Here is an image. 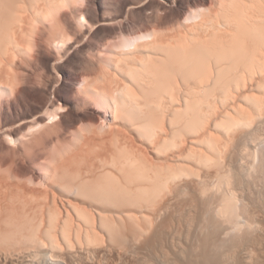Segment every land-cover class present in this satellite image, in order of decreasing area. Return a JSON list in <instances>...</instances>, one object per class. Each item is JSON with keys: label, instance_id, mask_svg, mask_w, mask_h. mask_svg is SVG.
Listing matches in <instances>:
<instances>
[{"label": "bare ground", "instance_id": "6f19581e", "mask_svg": "<svg viewBox=\"0 0 264 264\" xmlns=\"http://www.w3.org/2000/svg\"><path fill=\"white\" fill-rule=\"evenodd\" d=\"M77 1L60 0L38 10L32 7L36 0H11L15 9L0 12V92L28 79L26 60L33 52L36 67L49 75L45 85L55 95L49 101L65 104L49 118L41 100L38 107H27L16 126L5 120L4 130L18 134L33 120L50 122L58 141L66 142L78 123L107 121L103 132L91 128L75 148L57 154L41 186L18 180L26 172L16 138L5 140L17 146L14 154L0 143V166L16 165L15 178L0 174V264H261L263 244L249 235L256 218L247 200L239 206L238 189H250V182L249 188L240 186L242 178L264 152V0ZM71 16L80 18L84 32ZM49 19L64 26L60 35L71 37L59 36L65 46L60 61L50 47L57 41L48 47L52 54L44 45ZM129 23L141 31L130 47L124 44L132 36ZM117 31L127 39H118L124 47L112 38ZM107 38L119 49L110 52L112 42L100 70L98 56L99 61L82 53L96 50L90 45L94 40L97 46ZM96 74L100 82L92 83ZM81 75L88 77V88L75 86ZM29 83L11 89L14 105L37 91ZM96 97L104 100L100 109L88 104ZM54 142L46 140L30 160L41 161ZM260 143L263 149L257 150ZM250 157L254 165L245 168ZM240 211L250 226L244 236ZM219 215L228 218L237 232L227 227L231 237L242 236L239 240L227 242L229 235L223 242L221 229L228 223L220 229ZM208 220L213 230L220 229V241L215 231L218 239L205 234L197 251L183 246L181 239L193 237L195 222Z\"/></svg>", "mask_w": 264, "mask_h": 264}, {"label": "rangeland", "instance_id": "374dc122", "mask_svg": "<svg viewBox=\"0 0 264 264\" xmlns=\"http://www.w3.org/2000/svg\"><path fill=\"white\" fill-rule=\"evenodd\" d=\"M83 2V0H79V2L77 1V3H82ZM66 8H67V6H65ZM72 17V19L75 21V23H76V28L77 29H79V31L81 30V32L83 31H85L86 30V28H84L85 26H83V25H81V24H83V22L81 23V21H79L80 20V18H76L75 16V18L73 17V16H71ZM51 19H53V17L51 18ZM51 19H49V21L47 20V23H49V25L48 24H44L45 26H47L46 28H47V30H49L47 33L48 34H46L45 33V36H44V40H46V42H44V45H45V43H46V45H47V49L46 50H48V47L51 45V43H52V41L53 42H55V41H57V42H55V43H52V46H50L49 48L53 51H51L50 49V51L53 53H51L49 50H48V52H49V54L51 53L55 58H57V60L60 58V57H62V55H63V53L62 52H64V51H62V48L63 47H65L64 46V44H59L58 43V41L62 38V37H66V38H68V40H70L71 39V37H69L68 35L66 36V35H60V33L61 34H63L64 33V31H65V28H64V26L62 27V26H60L59 27V25H58V23L57 22H54V20L53 21H51ZM77 21H78V23H77ZM56 23V24H55ZM81 23V24H80ZM52 24V26H50ZM54 24V25H53ZM79 24V25H78ZM130 24V23H129ZM121 25V24H120ZM133 24H130L129 26H131L132 28H130V30H131V33H132V36H130V38H127V39H125V38H123V39H121L120 37V35H121V32L120 31H117L113 36H112V38L114 39V41L115 40H117V41H115V43L117 44L118 43V45L121 43L120 41L121 40H123V42L124 41H126V43L124 42V44H127L129 47L131 46V45H133L135 42H137V41H139V39H140V33H141V31L137 28V27H134L133 28V26H132ZM78 26H81L82 28H83V30H82V28H79ZM118 26H119V24H118ZM117 26V27H118ZM49 27V28H48ZM51 27V28H50ZM62 27V28H61ZM121 26H119L117 29L119 30V28H120ZM53 28V29H52ZM51 29V30H50ZM56 29V30H55ZM62 29V30H61ZM46 30V31H47ZM64 30V31H63ZM60 31V32H59ZM62 31V32H61ZM75 31H76V29H75ZM51 33V35H49L50 33ZM66 32V31H65ZM78 32V31H77ZM120 32V33H119ZM66 34V33H65ZM47 35L52 39H49V37H47ZM59 36H61V38L59 37ZM123 36V35H122ZM57 37H59V38H57ZM125 37V36H124ZM55 39V40H54ZM57 39V40H56ZM59 39V40H58ZM109 41H106V39L104 40V41H102L101 43H97V46H96V43L95 42H97V41H93V43L91 44L90 43V45H92L93 46V49L94 48H96V50L94 49V50H91L92 48L91 47H88L89 49H87L88 51H85V52H83L82 53V55L83 56H85V58L87 57V59H92L93 60V57L96 59L97 57H95V56H98L99 57V60H101V63H100V65L101 66H99V68H100V70H102L103 69V67H102V64L103 65H106V63H102V62H106V59L108 58V56H107V53H108V55H110L109 54V50H108V48H110L111 46L110 45H112V42L114 43V41H113V39H111L110 40V38H107ZM118 39H120V41L118 40ZM43 40V41H44ZM66 40V39H65ZM68 40H66V41H68ZM111 41V42H110ZM51 42V43H50ZM109 42V43H108ZM114 43V44H115ZM33 44V43H32ZM98 44H99V46H98ZM115 44V45H116ZM121 44H123V43H121ZM120 44V45H121ZM122 45L123 47L125 46V45ZM60 45H62V46H60ZM94 45H95V47H94ZM114 45V47H113V45H112V47H113V49H111L110 50V52H112L113 50H115L114 48H116V49H119V47L117 48L116 46ZM58 46H59V48H58ZM31 47L33 48V47H35V45H31L30 46V50L31 51H33V49H36V48H33V49H31ZM55 47V48H54ZM99 47V48H98ZM111 47V48H112ZM45 48H46V46H45ZM55 51H57V50H59V51H61V52H59V51H57V52H55ZM57 49V50H56ZM63 50H65V48L63 49ZM30 52V51H29ZM34 52H35V50H34ZM47 52V53H48ZM33 52H30V54H28V55H31V56H29L28 58L30 59L31 58V60H26V59H28V58H25V60H26V65H28L27 67H28V69H30L29 71L31 72V73H29V77H27L28 79H26L25 80V82H22V84L20 85H18V83H17V81L15 82V83H13V87L12 88H14V90H13V92L15 91V87H16V85H18L19 87H21L22 85H24L25 86V83H26V85L29 83V81H30V83H29V85L31 86V85H34V89H36L37 91L35 92V93H33V96L30 98V99H27L26 97L25 98H22L21 99V104H19V105H14V100H15V95L13 94V92H12V90L11 89H9V90H7V91H4V92H0V143H3V145L4 146H6V147H8L9 148V150H10V152L12 153V151H13V153L12 154H14V150L17 148V146L19 147H23V155H22V157H21V160L18 158V161L20 160V162H21V164H23L24 166H25V172H26V174H25V177L23 176H17V178H18V180L19 181H21V179H23L22 180V182L24 181H26L25 183H28V184H30L31 186L33 185V186H41V185H43L44 184V180H45V176L44 175H46L47 174V171H49L50 169H51V167L55 164V159H56V157H57V154H58V156L61 154H65L66 152V150H67V152H68V150H70V149H73V148H75L76 146H77V144H79V142H80V135L82 134V133H86V132H88L91 128H93V129H91V130H93V131H97V132H103V130H105V128H106V123H107V121H102V120H98L97 122H95V123H93V122H88V121H85V122H83V123H78L77 124V126H75V128H72V130H73V132H72V130H71V132H70V135H69V137H68V139H67V141L66 142H62V141H58V139L56 138V132H54L55 130L53 129L54 127V123L52 124V123H50V122H47V124H44V123H39V122H37V121H35V120H33V122L31 123V124H29V126L27 125L26 126V128L25 129H23V130H21L18 134H13V133H9V132H7V131H5L4 130V128H5V120H7L8 121V124L10 125V126H16V124L18 123V119L19 118H22V117H24V116H26V109H27V107H38V104H39V102L41 101V100H44L43 102L45 103H43V114L45 115V116H48L49 117V115L50 114H52V115H56V113L58 112H60L61 110H63L62 108H64V106H65V104L62 102H58L57 101V103H55V104H53V103H51L49 100L51 99V100H54V97H55V95L52 93V91H51V89L47 86V85H45V84H48L47 82H48V80H50L49 79V75H47L45 72H44V70L41 68V67H36V63L34 62V58H35V56H34V53L32 54ZM46 53V54H47ZM60 53V54H59ZM59 55H61L59 58H58V56ZM81 55V56H82ZM95 55V56H94ZM105 56H107V58L105 59ZM102 58V59H101ZM105 60H104V59ZM98 60V58H97V61H99ZM33 61V62H32ZM58 61H60V60H58ZM32 63V65H30ZM35 63V64H34ZM72 67H70V68H74L75 67V65H71ZM74 66V67H73ZM102 68V69H101ZM35 69V70H34ZM32 70H34V71H32ZM100 73V75L102 76V72L100 71V72H98V74ZM98 74H96L94 77H93V79L91 80V78H90V80L92 81V83H95V82H100L99 80L101 79L100 77V75H98ZM47 75V76H46ZM62 75V74H61ZM31 76V77H30ZM96 77V78H95ZM30 78V79H29ZM48 78V79H47ZM98 78H100L99 80H98ZM58 79V78H57ZM56 79V80H57ZM98 80V81H96V80ZM86 80L89 82V80H88V77L87 76H80L79 77V81H77V82H75V86L76 87H82L83 85L85 86L86 84H88V82H86ZM93 80H95V82L93 81ZM28 82V83H27ZM86 82V83H85ZM89 85V84H88ZM87 85V86H88ZM94 85L95 84H93V86H91L92 87V89L94 88ZM16 87L17 89L19 88V87ZM87 86H85V87H87ZM33 87V86H32ZM90 87V88H91ZM88 88V87H87ZM48 91H47V90ZM91 89V90H92ZM12 92V93H11ZM50 92V93H49ZM48 94V95H47ZM12 96H13V98H12ZM47 97L49 98V99H47ZM41 98V99H40ZM101 99V100H100ZM96 101H89V103L88 104H90L91 105V107H94V108H96V109H100L103 105V103H104V100H103V98H101V97H96V99H95ZM61 103V104H60ZM101 103V104H100ZM20 107V108H19ZM62 107V108H61ZM24 108V109H23ZM46 108V109H45ZM82 108V110L84 109H86V106H82L81 107ZM80 108V109H81ZM9 110V111H8ZM22 111V112H21ZM48 113H50V114H48ZM57 113V114H58ZM6 116H5V115ZM51 116V115H50ZM47 117V118H48ZM6 118V119H5ZM50 118V117H49ZM48 120V119H47ZM49 121V120H48ZM83 124V125H82ZM86 125V126H85ZM48 126V127H47ZM92 126V127H91ZM43 127V128H42ZM45 127H47V128H45ZM51 127V128H50ZM80 127V128H79ZM84 127V129L81 131V129ZM86 127H88V128H86ZM90 127V128H89ZM79 130H78V129ZM87 129V131H86V129ZM31 129V130H30ZM53 129V130H52ZM75 130H77V132L75 131ZM50 131H52V132H54V134L52 133V132H50ZM84 131V132H83ZM8 133V134H7ZM51 134H53V135H51ZM69 134V133H68ZM48 136V137H47ZM54 136V137H53ZM19 137V138H18ZM36 137H37V140H36ZM39 137V138H38ZM50 137V138H49ZM10 138V140L13 138V139H15L16 138V140H17V142L18 143H16V145L14 144V142H11L10 140H9V142H7L8 140L7 139H9ZM44 138V139H43ZM48 139H55V142H54V144L51 146V149L49 150V151H52V152H43L44 154H43V156L45 155V157H43V159L41 160V161H39V162H34V161H32L33 160V155H34V152H35V150L34 149H36V150H38V151H42L43 149V145H44V142H46V140H48ZM5 140H7V141H5ZM8 143L7 145H6V143ZM34 141V142H33ZM57 142V143H56ZM56 143V144H55ZM262 143H260V144H256L255 146H257V148H259L260 147V145H261ZM263 144H264V142H263ZM262 144V145H263ZM264 146V145H263ZM262 147V146H261ZM41 149V150H40ZM263 148H259V149H257V150H262ZM264 151V150H263ZM49 153V154H48ZM259 153H260V151H259ZM12 154H10L11 155V157H10V159L11 158H13L14 156H12ZM33 154V155H32ZM52 154V155H51ZM262 154H263V156H264V152H262V153H260V154H257L258 155V157H257V160H256V158H254V156L252 157V160H256V161H253V163L255 162V164H257V165H254L253 163H252V161H251V157L250 158H248L247 160L245 159L244 161H245V164H247L246 166H244L245 168L248 166L249 167V165L251 164H253L254 165V167H253V169L255 168V166H259V165H262V163H259V162H263V164H264V161H261V160H263V156H262ZM257 155H255V157L257 156ZM261 156V157H260ZM30 157H32V160H30L31 158ZM260 157V159H258ZM254 158V159H253ZM14 160H15V158H13ZM52 159H54V160H52ZM12 160V159H11ZM249 160V161H248ZM33 163H32V162ZM259 161V162H258ZM11 162V161H10ZM14 162V161H13ZM50 162L52 163V162H54V163H52V164H50ZM248 162V163H247ZM251 162V163H250ZM234 163H236V161L234 162ZM250 163V164H249ZM237 164V163H236ZM236 164H234V165H236ZM239 165H240V163L239 164H237V166H238V168H239ZM251 165H250V167L249 168H251ZM13 166L16 168V165H15V163L13 164L12 162L11 163H8L7 165H5V166H0V174L2 173L3 174V172L5 173V175L7 174V176L9 175V177L12 175V177H14L15 178V176H13L14 174L12 173V171L14 172V170H13ZM237 166H235V167H237ZM234 167V168H235ZM243 167V168H244ZM263 165H262V168L259 166V167H256L255 168V170H253V169H249V168H247V170L249 169V172H247L245 175V177H247V174L248 173H250V174H252V175H250L249 174V176H251V178L248 176L247 178H245L244 179V177L242 178L243 180H242V182L243 183H245V184H243V185H240V186H244L245 185V187L247 186V185H249L250 184V189H251V191H250V189H247L248 190V193L246 194V188H249L248 186L245 188V190L246 191H244L243 189H244V187H241L242 189H238V191L239 190H241L242 191V193H241V191H240V193L242 194V195H246L245 197L244 196H241L240 195V193H239V196L241 197V198H243V201H241L242 202V204L240 203V201H239V206H241V205H243V203L245 202L247 205H249V207H248V210L250 211V212H252V215L256 218V221H255V218H254V221H255V224L254 223H252L253 224V226L252 227H254V225H255V229H257V230H259V231H257V230H255V229H253L252 227H251V229H253L251 232H249V230L250 229H247V228H250V226H249V224H248V220H247V218L243 215V214H241L242 212V208H241V211H240V216L241 215H243V216H241L242 218H243V220H242V218L239 216V222H243V221H247V223L246 224H248L247 226H246V224H245V222H243V223H240L241 224V226L244 228H242L241 230H239L241 233H243V231L244 230H246L247 232H249V235L252 237V239H253V237H254V235H255V237H254V239L253 240H255V238L257 239V241H261V243L263 244V247H262V245L260 246V249H261V247H262V251L261 252H264L263 250H264V229H263V231H262V227L264 226V220H262V219H264V208H262V206L264 207V205H263V203H264V181H261V180H264V179H262L264 176H263V174L264 173H262V171H258V170H264L263 169ZM27 168V169H26ZM259 168V169H258ZM49 169V170H48ZM256 169H257V171H256ZM244 170V169H243ZM246 170V171H247ZM253 170V171H252ZM2 171V172H1ZM30 172V173H28V172ZM252 171V172H251ZM257 173H256V172ZM46 172V173H45ZM259 172V173H258ZM261 172V173H260ZM264 172V171H263ZM28 173V174H27ZM244 173H245V170H244ZM253 173H256L255 174V176L257 177V181H259V182H255L256 180H255V178L256 177H254V175H253ZM30 174H32L31 176H27V175H30ZM259 174H260V176H259ZM262 174V175H261ZM36 175V176H35ZM261 177L260 179H259V177ZM252 176H253V178H252ZM263 176V177H262ZM34 180H32L31 178ZM36 177V178H35ZM38 177V178H37ZM43 177V178H42ZM16 178V179H17ZM253 179L254 180V183H251V181L253 182V180H250L249 181V179ZM29 179V180H28ZM38 179V180H37ZM42 179H44V180H42ZM246 179H248V181L246 180ZM42 180V181H41ZM31 181H33L35 184H33V182L31 183ZM37 182V183H36ZM43 182V183H42ZM248 182H250L249 184H246V183H248ZM261 182V183H260ZM263 183V184H262ZM242 184V183H241ZM251 184L252 185H254V186H251ZM257 184V185H256ZM258 184H260V185H258ZM217 185V184H216ZM257 187H256V186ZM216 187V189H217V186H215V184H214V187H213V189ZM261 187V188H260ZM255 188V189H254ZM257 188H259V189H257ZM216 189H214V190H216ZM219 189V188H218ZM217 189V190H218ZM222 191H223V189H221ZM258 190V191H257ZM237 191V192H238ZM250 191V192H249ZM254 191H256V192H258V193H255ZM260 191V192H259ZM244 192V193H243ZM254 192V193H253ZM262 192V193H261ZM249 193H250V195H249ZM252 194H253V196H252ZM259 194H260V196H261V198H260V196H259ZM262 194H263V196H262ZM248 195V196H247ZM258 196V197H257ZM246 197H248L247 199H246ZM252 199H251V198ZM257 197V198H256ZM240 198V199H241ZM244 198H245V200H244ZM250 198V199H249ZM260 200H259V199ZM249 199V200H248ZM263 199V200H262ZM254 200V201H253ZM259 200V201H258ZM250 201V202H249ZM253 203H252V202ZM261 201H262V203H261ZM248 202V203H247ZM260 202V203H259ZM256 203V204H255ZM246 204H244V205H246ZM250 204H253V205H250ZM254 204H255V206H254ZM256 205H259V206H256ZM252 206V207H251ZM261 206V207H260ZM243 207V206H242ZM260 207V208H259ZM254 208H255V210H254ZM256 209L259 211V213H258V211L257 212H255L256 211ZM252 210V211H251ZM255 215H254V214ZM258 215H257V214ZM262 214V215H261ZM257 215V216H256ZM260 215V216H259ZM223 216L224 215H219L218 216V218L219 219H223V220H219L220 221V223H222L223 224V222H224V224H226V223H228V218H226V216H225V218H226V220H225V218H223ZM166 217V214L165 215H163V217L161 216L160 217V219L158 220V223H161L162 222V220H163V218H165ZM221 217V218H220ZM162 218V219H161ZM214 218H215V221H217V222H219L218 221V218H217V216H214ZM213 218V219H214ZM241 218V219H240ZM208 219V218H207ZM217 219V220H216ZM161 220V221H160ZM165 220V219H164ZM197 220V219H196ZM199 220V219H198ZM201 220V219H200ZM202 221V220H201ZM201 221H196L195 222V225H197V226H193V229H194V231H193V229H191V233L189 234V237H192L191 236V234L193 235V237L192 238H188V239H186L187 241H186V243H185V241H184V238L183 239H181V243L183 244V246H185V245H187L189 248H191V246H192V248H194L193 250H195V251H197L198 250V248L200 247V245L199 244H201V243H199L203 238H204V240H202L201 242L203 243V241H205L206 239H205V237H206V235H208L209 233V237L207 236V238H215V239H218L219 241H220V239L222 238H224V240H223V242H225V237H227V236H229L230 235V239H229V237L227 238V242L228 241H230L231 239H233L234 238V236L235 235H237L235 232H234V230H232V227L230 228V225L232 226V224H226L225 226H224V224L223 225H219V226H221L220 227V229L221 228H223L222 226H224V228L226 227H228V228H230L231 229V231L232 232H234L235 233V235H233L232 237H231V231H230V229H221L222 230V232L224 231L225 232V234L224 233H222L221 232V234H223L224 236H222L220 233H218V232H220L218 229H214L213 230V226H212V220H208V221H210V225H208L207 223H209L208 221H207V223H205V224H203V225H201L200 223H204V222H201ZM200 224H198V223ZM262 222H263V224H262ZM220 223H218V224H220ZM257 223V224H256ZM262 225H261V224ZM206 227H208V228H206ZM244 225H245V227H244ZM258 225H260V226H258ZM204 226V228H202ZM198 227V228H197ZM211 228V229H210ZM215 228V227H214ZM239 228H241V227H239ZM259 228V229H258ZM264 228V227H263ZM197 229V230H196ZM203 229V230H202ZM205 229H206V231H205ZM201 230V231H200ZM207 230H208V232H207ZM211 230H212V232H211ZM193 231V232H192ZM203 231V232H202ZM213 231H214V233H213ZM218 233V235H217V233ZM227 231V232H226ZM254 231V232H253ZM256 231V232H255ZM262 231V232H261ZM229 232H230V234H229ZM208 233V234H207ZM228 235H227V234ZM233 233V234H234ZM241 233H239L238 235H242ZM253 233V234H252ZM196 236H195V235ZM206 234V235H205ZM213 234H215V236L217 235V236H219L218 238H216V237H213L214 235ZM220 234V235H219ZM245 234H246V232H245ZM260 234V235H259ZM202 235V236H201ZM212 237H211V236ZM198 236V237H197ZM205 236V237H204ZM220 236H222L221 238H220ZM243 236H244V233H243ZM202 237V238H201ZM239 237H242V236H239ZM239 237H235V238H238V240L240 239ZM259 237V238H258ZM234 238V239H235ZM262 240H261V239ZM191 239V240H190ZM229 239V240H228ZM188 240H190V241H188ZM195 240V241H194ZM180 241V240H179ZM183 241H184V243H183ZM222 241V240H221ZM189 242V243H188ZM197 243H199L198 245H199V247L197 248V249H195V247H196V245H197ZM226 243V242H225ZM191 244V245H190ZM194 244V245H193ZM187 246L185 247V248H187ZM262 254H264V253H262ZM260 255V258L263 256V255ZM264 257V256H263ZM149 259V258H148ZM263 259V261H264V258H262ZM261 259V260H262ZM146 260V259H145ZM145 260H142L141 259V261L140 262H142V263H144V261ZM150 260V259H149ZM260 260V262H262L261 264H264L263 263V261H261ZM146 262H148V264H152L150 261H146ZM150 262V263H149ZM41 264H44V263H41Z\"/></svg>", "mask_w": 264, "mask_h": 264}, {"label": "clouds", "instance_id": "9594fccd", "mask_svg": "<svg viewBox=\"0 0 264 264\" xmlns=\"http://www.w3.org/2000/svg\"><path fill=\"white\" fill-rule=\"evenodd\" d=\"M60 0H36L32 5L35 9L44 10L58 4ZM15 5L11 0H0V12L11 13L15 9Z\"/></svg>", "mask_w": 264, "mask_h": 264}]
</instances>
